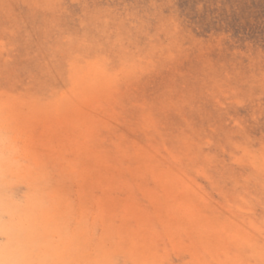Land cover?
Instances as JSON below:
<instances>
[{"label":"rangeland","instance_id":"1","mask_svg":"<svg viewBox=\"0 0 264 264\" xmlns=\"http://www.w3.org/2000/svg\"><path fill=\"white\" fill-rule=\"evenodd\" d=\"M0 264H264V0H0Z\"/></svg>","mask_w":264,"mask_h":264},{"label":"clouds","instance_id":"2","mask_svg":"<svg viewBox=\"0 0 264 264\" xmlns=\"http://www.w3.org/2000/svg\"><path fill=\"white\" fill-rule=\"evenodd\" d=\"M4 131H6V130L4 129V127L2 125H0V133H3ZM9 139L10 138L8 136L0 135V141L8 142Z\"/></svg>","mask_w":264,"mask_h":264}]
</instances>
